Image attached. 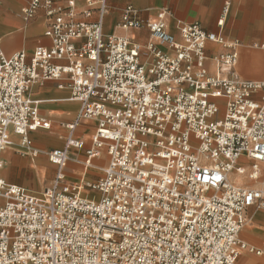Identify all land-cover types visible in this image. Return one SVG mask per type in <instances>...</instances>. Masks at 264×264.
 I'll use <instances>...</instances> for the list:
<instances>
[{
    "label": "built area",
    "instance_id": "2783aa9c",
    "mask_svg": "<svg viewBox=\"0 0 264 264\" xmlns=\"http://www.w3.org/2000/svg\"><path fill=\"white\" fill-rule=\"evenodd\" d=\"M41 7L50 46L0 52V264H239L245 251L261 254L239 233L248 209H264V189L229 174L261 176L264 78L243 79L235 49L213 57L210 70L207 43L224 45L222 36L195 21L177 22V38L166 9L144 18L123 7L117 25L145 26L141 43L104 32L109 0H29L23 17ZM52 80L80 107L63 146L40 150L29 133L50 122L28 91ZM89 119L96 128L87 145L74 131ZM10 132L24 154L56 167L42 191L3 178ZM71 149L84 150L85 167L106 154L98 179L65 182Z\"/></svg>",
    "mask_w": 264,
    "mask_h": 264
},
{
    "label": "crops",
    "instance_id": "0c3cea01",
    "mask_svg": "<svg viewBox=\"0 0 264 264\" xmlns=\"http://www.w3.org/2000/svg\"><path fill=\"white\" fill-rule=\"evenodd\" d=\"M28 2L29 0H0V52L4 55L10 56L24 50L30 56L37 45L50 46V39L44 34L48 23L44 8H38L34 16L25 19L22 9ZM226 3L228 9L223 13ZM127 4L138 9L144 18H152L159 9H166L168 11L166 29L177 38L179 37L177 22L196 21L207 32L221 35L225 46L211 41L206 46V54L209 57L207 65L210 70H213V57L235 49L238 52L236 65L238 74L248 80L264 78V50L255 46L264 43V0H109V10L103 25L104 32L126 35L143 43L149 37L145 26L140 29L124 30L117 25L121 10ZM219 19L223 20L221 26L218 25ZM158 47L165 49L163 45ZM254 53L259 61L253 58ZM28 95L38 101L40 116L50 122L49 128H40L29 133L34 146L40 150L62 147L68 134L65 125L74 121L80 107L79 102L70 99L71 89L66 83L59 87L58 82L52 80L32 85ZM95 128V120H84L75 128L74 135L85 140L88 145V137ZM10 137L11 145L2 155L3 178L33 193L48 187L56 175V167L54 166L53 175L54 168L46 156L39 154L32 158L24 154L20 148L19 136L10 132ZM69 155L70 159L64 168L65 182L83 184L100 177L96 179L89 177L90 169L84 166L86 157L84 150L71 149ZM46 159L49 164L46 163ZM98 160L104 163L92 166L99 168L101 175V166L106 164V154L102 153ZM240 163L248 165L250 161L242 157ZM260 169L261 176L255 181L249 180L245 174L235 172H230L229 178L241 186L264 189V166L260 165ZM84 190L89 194V190ZM248 214L250 220L241 229L239 237L258 249L261 254L245 251L239 257L238 263L264 264V209L250 208Z\"/></svg>",
    "mask_w": 264,
    "mask_h": 264
},
{
    "label": "rangeland",
    "instance_id": "374dc122",
    "mask_svg": "<svg viewBox=\"0 0 264 264\" xmlns=\"http://www.w3.org/2000/svg\"><path fill=\"white\" fill-rule=\"evenodd\" d=\"M253 50H256V49H253ZM253 56H255V53H254ZM253 58H254L255 60H257V61L260 60V59H259L258 57H256V56L253 57ZM39 157H40V156H39ZM46 163L49 164L48 161H47V159H46ZM91 163L94 164V165H99V164H103L104 161H100V160L94 158V159H92ZM50 165L53 166V168H54V171H53V175H54L55 167H54V165H52V164H50ZM89 169H90V170H89V174H90L89 177H92L93 179H96V178H98V177L100 176L99 168H96V167H90ZM53 175H52V176H53ZM68 179L71 180V178H68ZM73 181H75V180H73ZM47 185H49V183H48Z\"/></svg>",
    "mask_w": 264,
    "mask_h": 264
},
{
    "label": "bare ground",
    "instance_id": "6f19581e",
    "mask_svg": "<svg viewBox=\"0 0 264 264\" xmlns=\"http://www.w3.org/2000/svg\"><path fill=\"white\" fill-rule=\"evenodd\" d=\"M9 145H11V142H10V144ZM21 148V147H20ZM90 167H94V166H92V163L91 164H89L88 165V168H90ZM237 179V178H236ZM79 184V183H78ZM79 186V191H80V193H81V195H83V196H87V197H90V196H92V195H95L92 191H91V193L89 192V194H87L88 192H86V190H84L83 189V187H81L80 185H78ZM87 194V195H86Z\"/></svg>",
    "mask_w": 264,
    "mask_h": 264
}]
</instances>
